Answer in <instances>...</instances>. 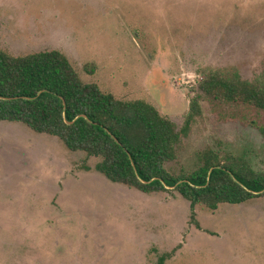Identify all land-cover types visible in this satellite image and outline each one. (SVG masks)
I'll list each match as a JSON object with an SVG mask.
<instances>
[{
    "label": "rangeland",
    "instance_id": "374dc122",
    "mask_svg": "<svg viewBox=\"0 0 264 264\" xmlns=\"http://www.w3.org/2000/svg\"><path fill=\"white\" fill-rule=\"evenodd\" d=\"M0 49H58L84 82L143 99L179 129L205 72H264V0H0ZM200 104L168 167L192 169L198 150L223 141L264 171V140L241 120L263 114ZM99 160L0 121V264H264V196L192 208L177 191L107 179Z\"/></svg>",
    "mask_w": 264,
    "mask_h": 264
},
{
    "label": "trees",
    "instance_id": "16d2710c",
    "mask_svg": "<svg viewBox=\"0 0 264 264\" xmlns=\"http://www.w3.org/2000/svg\"><path fill=\"white\" fill-rule=\"evenodd\" d=\"M92 73L93 65H85ZM202 99L254 109L264 116V72L250 79L209 70L199 81L181 128L143 99H119L84 82L58 49L12 55L0 49V121L21 122L58 137L71 151L97 156L96 171L145 193L177 191L216 210L264 196V171L223 141L195 153L192 169H172L183 138L201 114ZM264 140V118L241 117ZM87 170L89 167H85ZM161 255L157 264H164Z\"/></svg>",
    "mask_w": 264,
    "mask_h": 264
}]
</instances>
